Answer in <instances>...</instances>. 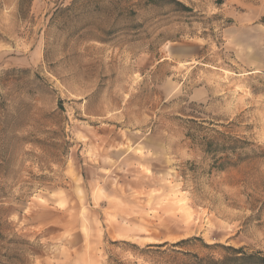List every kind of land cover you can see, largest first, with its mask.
I'll use <instances>...</instances> for the list:
<instances>
[{
    "label": "rangeland",
    "instance_id": "1",
    "mask_svg": "<svg viewBox=\"0 0 264 264\" xmlns=\"http://www.w3.org/2000/svg\"><path fill=\"white\" fill-rule=\"evenodd\" d=\"M263 20L264 0H0V264L264 256Z\"/></svg>",
    "mask_w": 264,
    "mask_h": 264
},
{
    "label": "trees",
    "instance_id": "2",
    "mask_svg": "<svg viewBox=\"0 0 264 264\" xmlns=\"http://www.w3.org/2000/svg\"><path fill=\"white\" fill-rule=\"evenodd\" d=\"M177 5L188 10V8L180 3H177ZM226 250L228 254L221 260H209L205 262L204 259L197 258V263L195 264H264V256L259 253L247 254L244 252L243 248L234 249L232 247H227Z\"/></svg>",
    "mask_w": 264,
    "mask_h": 264
}]
</instances>
